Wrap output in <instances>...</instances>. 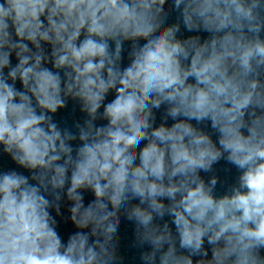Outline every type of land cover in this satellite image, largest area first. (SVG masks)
<instances>
[{"label":"clouds","instance_id":"obj_1","mask_svg":"<svg viewBox=\"0 0 264 264\" xmlns=\"http://www.w3.org/2000/svg\"><path fill=\"white\" fill-rule=\"evenodd\" d=\"M0 151V264H264V0H0Z\"/></svg>","mask_w":264,"mask_h":264}]
</instances>
